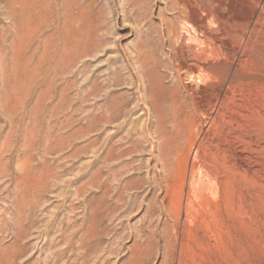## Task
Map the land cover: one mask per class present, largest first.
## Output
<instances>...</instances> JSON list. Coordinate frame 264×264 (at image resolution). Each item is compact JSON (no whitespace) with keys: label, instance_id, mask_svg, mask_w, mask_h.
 Returning a JSON list of instances; mask_svg holds the SVG:
<instances>
[{"label":"rangeland","instance_id":"rangeland-1","mask_svg":"<svg viewBox=\"0 0 264 264\" xmlns=\"http://www.w3.org/2000/svg\"><path fill=\"white\" fill-rule=\"evenodd\" d=\"M218 1L228 14L245 0H75L65 44L51 20L63 0H0V264H177L200 248L205 264H264V140L253 138L254 187L238 190L254 199L237 208L234 246L223 234L214 248L219 232L180 226L184 216L174 228L162 201L167 190L172 202L212 197L189 97L207 89L195 73L230 26L213 16ZM248 6L230 21L243 36L252 11L264 18V5ZM238 69L261 78L236 85L257 133L264 66Z\"/></svg>","mask_w":264,"mask_h":264},{"label":"bare ground","instance_id":"bare-ground-1","mask_svg":"<svg viewBox=\"0 0 264 264\" xmlns=\"http://www.w3.org/2000/svg\"><path fill=\"white\" fill-rule=\"evenodd\" d=\"M250 3L264 5V0H245L244 2L242 1V3L238 6L236 5L235 7L234 5L232 7H235V11L239 12L241 9L249 7L248 5ZM222 5L223 4L219 3V1L216 2L215 6L212 8L213 16L216 17L219 22L226 23L230 26L228 29L225 28V30L222 31L221 36H219L221 38L218 40L216 45L215 50L217 53L214 57L215 62L207 64L195 73L197 79L202 83L203 86L207 87V89L202 94V96L194 97V95H192L193 97H189L192 101L191 103L195 114L199 118L203 117L199 121L200 125L196 126L195 129H198L199 133L201 134L200 137H202L201 139L204 138L203 140H205L206 143L202 149V157H204L203 169L208 179L212 182V197H208L206 199L205 197L199 196L196 201H193L187 197L183 203V194L181 193L180 197L177 198L175 202H172L170 200L171 197L169 190H167L165 191V195L162 198L163 203L168 201V206L170 205L172 209H174L173 212L170 213V216L174 220V228L180 226L186 227L188 225L190 227L200 225L207 230H217L219 233L216 231L218 233L216 239L217 244L215 247L213 246L214 248L221 244V235L223 234H226L229 239H231V241L233 240V235H235L234 232L236 233V215L239 213L237 208L241 204V201H243L242 198L246 199V202L249 201L247 204H250L251 200L254 199V196L251 194L241 197V194L238 193V190L243 188L244 190L248 191L254 187L255 183L252 181L254 165L252 158L250 157V154L252 153V143L254 142L253 138L257 137L260 141L264 140L263 116L260 117L261 130L257 133L252 132L250 134L249 132H246L245 129L248 127H246L247 120L251 119L253 114L250 112V109L243 110L242 106L236 103V85L239 81H242V79L244 81H261L260 75L246 78L241 77L238 68L246 62H249L252 65H258L259 67L264 66V53L261 51L259 46H256L255 44L256 34L258 32V23H264V18L259 13H256L257 10L250 13L248 20H246V26L247 28H250V35L247 36L245 34V36H247L245 38V36L235 30L236 24L234 20V22L230 24V21L234 19L233 14L235 11L229 12L228 14L230 16L228 18V14L220 13ZM60 8L61 16L59 17L58 14L57 16L52 14L51 17L53 18H51V20L53 22H57L58 20L60 21L59 23L61 25L58 28L60 38L66 44L68 39L73 36L76 28V15L74 13L75 0H63L62 4H60ZM42 10H44V8ZM218 35L219 34L216 36ZM235 39L241 41L240 47L242 48V51L239 54L232 51V45ZM242 85L243 83L241 86ZM159 123L162 124V121H159ZM189 125H194V121L191 120ZM203 125L206 127L205 131H203ZM261 150L264 152V147H262ZM262 162L264 161H261V163ZM194 165L196 164L194 163ZM263 165L261 164L262 167ZM192 169H194V167ZM262 170H264V167ZM163 180L164 183H167L168 177H164ZM155 182H157V180ZM163 182L161 183L163 184ZM148 185V187L153 186L152 183H148ZM182 216H184V221L186 223L185 225H180V219ZM227 241L228 240H226V242ZM231 241H229V245H231ZM234 241L236 240L234 239ZM232 245L234 246V243ZM226 247L228 248L229 246L226 245ZM226 247H224L225 252L230 249H226ZM218 248L219 247H217V249ZM199 250L202 251V254L197 255V257L192 256L193 259L191 258L190 261L188 260L191 262L190 264H197V261L195 260L196 258L202 262H198V264H205L204 261H206L207 257L204 255L206 254V250L203 248H200ZM227 252L229 253V251ZM230 252L232 254V251ZM228 253L227 255L229 256L230 254ZM181 257L183 258V256ZM181 257L177 258V264L189 263L187 259L184 260V258L182 259ZM230 257L227 259H230ZM232 258L233 257H231V260ZM231 262L232 261H230V263Z\"/></svg>","mask_w":264,"mask_h":264}]
</instances>
